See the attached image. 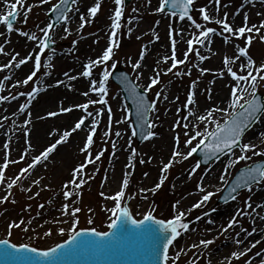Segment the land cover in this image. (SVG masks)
<instances>
[{
  "label": "rangeland",
  "instance_id": "rangeland-1",
  "mask_svg": "<svg viewBox=\"0 0 264 264\" xmlns=\"http://www.w3.org/2000/svg\"><path fill=\"white\" fill-rule=\"evenodd\" d=\"M59 1L47 0L46 3H41V0H27L21 3L11 1L10 9L0 12V16L7 15L11 11L18 13L16 25L13 26L11 32L7 30L6 25L0 23V28L4 33L0 36V47L3 48V51L0 52V97H7V99H0V127L5 124L3 132L10 141L9 144H5L7 147L4 146V153L0 158V163L2 159L8 163L6 169H1L4 171V180L0 182V240L8 239L17 246L27 244L40 250L49 249L69 238L72 234L73 219L78 220L75 225L76 231L90 228H95L101 232L107 231L109 229L108 224L111 219H114L109 209L115 206V201L112 200L111 207L108 208L106 196H112L113 192L120 191L122 186L115 187V190L112 191L111 189L110 192L107 191V187L110 180L112 182L117 176L116 179L119 180L117 162L119 159H123L120 165L123 166L124 161L129 162L131 171L121 205L124 207L129 204L135 219H141L149 212L155 218L162 220H172L179 213L184 214L182 221L188 224V229H178L180 235L177 236L168 255V261L171 264H262L264 262V181L251 190L240 194L229 205L216 204L220 193L239 167L264 159V156L254 154L255 152L264 153V136L255 133L261 119L243 141V143H250L255 146L252 151L247 152V155L251 157L248 160L234 163L237 157L241 155V149H239L215 163L214 166L197 167L199 164L194 153L187 159L184 158L183 154L195 146L200 137L193 140L188 149H179L182 154L175 157L170 155V150L165 156V151L159 149L169 141L171 144H177V136L179 137V145L185 144L189 136L195 135L197 131L204 132L205 129L213 131L216 126L212 122L213 120L222 124L227 118L226 112L219 114L220 111H214L215 115L205 120V127L191 120L193 105L187 103L188 96L190 94L195 95L194 92L196 91L200 92L198 102L201 103L205 96L214 95L211 93L212 83L208 85V88H204L205 83L209 81V77L212 75L207 72L199 73L196 69L193 70L195 61L199 59L196 54L198 46L201 45L195 38L199 37L201 31H205L209 27L214 28L216 32L209 34V37L219 35L223 46L218 51L217 59L230 58L234 56L235 52L239 54L237 47L246 45L245 37L249 33H245L244 37L233 36L231 33L223 32L222 24L216 21L226 19L227 23L232 25L234 13L239 7L247 4L249 0H194L191 19L185 18L184 20L179 19V16L157 11L161 0H132L127 8L124 7L123 3L120 5L122 15L116 36L112 37L111 24L106 27L111 32L110 38L101 41H99V35L102 29L99 27V20L109 12L115 13L117 5L114 0L95 1L94 5L99 3L100 7L94 20L84 27L72 31L71 23L77 3L75 0L65 24L49 31L52 37L51 43L55 45V48L44 52L41 68L37 75L28 84H24L21 78L15 81L11 80L8 86V81L4 83L2 80L4 77L8 79L6 73H13L15 63L13 61L6 67L2 61L3 53H9L8 55L5 53L7 62L9 59L12 61L15 58L24 57L29 49L20 42L29 36L23 33L35 35L38 38L37 40L29 39L30 42L37 43L39 37L42 40L44 38L42 29L51 23L48 13L52 6ZM14 3L17 5L15 9L12 8ZM201 9H204L206 13L209 9V14H211V9L212 14L214 13V21H205ZM248 9L247 24L252 22V18L257 13L263 18L264 0H254ZM259 21L260 19L257 21L253 19L254 26L260 28V31L257 33L253 30L250 34L253 39L250 47H248V53L257 67L264 64V40L261 39V36H264V28L260 27L262 23ZM196 24L201 27L197 28ZM66 28L68 29L67 32L65 31ZM181 29L189 30L194 36V51L188 52L187 46L181 52L177 50L175 45L176 58L185 62L172 68L171 62H161L160 57L166 50H168L169 57H172L173 40L175 41L181 33ZM225 37L228 38L227 42H225ZM113 40L115 44L113 45L112 59L107 62L108 70L112 73L115 68L120 67L127 71L134 82L152 97L155 108L152 109L150 123L154 125L151 132L155 135L141 145L137 143L135 134H133L135 130L129 117L128 106L120 94V89L112 82L110 75L106 83L107 95L104 96L107 103L97 102L88 107V112L98 114L100 117L95 120L94 132L92 131L93 142L85 152V156L67 166L62 160L60 164L66 166L64 174L59 173L57 175L60 169V164H58L49 173L40 175L37 180L39 183L31 187L30 184L24 182V175H20L21 170L24 169L31 157L36 156H29L27 131L33 130L34 125L37 128V124H41V127L45 126L47 120H40L41 123H34L30 120L28 126L18 132L14 139H11L8 130L12 129L16 118L1 120L7 106L10 105L12 111H20L22 106H25L26 109L32 101L28 93L32 92L43 74L51 73L53 76H63L66 72H73L82 68V63L88 62L89 64L102 56V49L105 45L109 47ZM153 40L157 41L156 52L149 50L146 52L147 45ZM142 52L144 54L143 59H141ZM186 52L188 53L187 58H185ZM242 60L246 61V58L241 56L239 62ZM141 62L146 64L150 72L146 78H143L139 67H134ZM113 63L116 65L115 68L111 67ZM230 66L240 75L247 74V70H238L235 62ZM104 67V65L94 66L91 70L92 74L103 79ZM221 72L223 75L230 76L224 63ZM157 74L158 83L149 87L151 80L157 78ZM240 83L247 87L244 82ZM87 85L85 87H88ZM257 92L264 95V80L258 79ZM202 96L203 98H201ZM100 97L101 94H98L94 101H99ZM247 98L246 95L245 99ZM41 104L38 101L32 111L39 109ZM66 104L65 102L62 105ZM218 105L213 102L211 107L216 109ZM109 108L111 113H109ZM84 113L86 112L81 110L80 113L75 114L67 127L73 125ZM82 117L88 118L90 116H87L86 113ZM185 124L188 125L187 128L184 127ZM57 134L59 132L51 137L52 140H47L40 149L43 150L47 144L55 141L58 137ZM84 135H82V139H85L87 143ZM68 137L72 140L74 133ZM82 139L80 145L85 148L86 143H83ZM12 140L14 141L11 142ZM121 152L124 154L121 155ZM114 155H117V159H113ZM22 156L23 159H21ZM97 156H99L98 159ZM149 157L150 160H148ZM89 159L93 162L88 163ZM169 161L172 162L171 166L166 172H162L164 165L168 164ZM223 163L225 164L224 168H222ZM81 164H85L86 167L77 176V181L83 179L85 182L79 188L72 186L66 189L65 185L71 179L73 167H78ZM222 175L224 176L223 181L220 179ZM18 176L19 179H17ZM162 176L163 183L159 188H156L155 186L161 182ZM212 176L211 182L206 183ZM157 177V183L151 187L147 182L151 178ZM13 180L16 182L9 189L8 184L12 183ZM178 182L180 184H177ZM202 185L204 186L201 187ZM145 187L150 189L146 194H143L141 190ZM202 188L203 191H201ZM66 190H71L73 193V205H71L70 210L73 208L80 209L75 217L69 216L62 222L49 220L38 230L30 231L27 228L29 220L48 210L49 204ZM208 192L213 193L209 200L202 203L200 207H193ZM5 197H7L6 200L3 199ZM191 205L192 209L190 210L187 206ZM233 220H235L233 227H228ZM20 221L24 223L20 227L11 228V235L9 236V225ZM61 228L64 229L63 234L60 232ZM49 230L51 234L45 235ZM210 231L213 232L214 236L211 237ZM202 240H211L213 243L205 246L200 243ZM244 244H247L246 248H244ZM234 252H244L245 254L237 258L232 255ZM216 253L218 255H215Z\"/></svg>",
  "mask_w": 264,
  "mask_h": 264
},
{
  "label": "snow or ice",
  "instance_id": "snow-or-ice-1",
  "mask_svg": "<svg viewBox=\"0 0 264 264\" xmlns=\"http://www.w3.org/2000/svg\"><path fill=\"white\" fill-rule=\"evenodd\" d=\"M47 0H41V3H46ZM67 0H61V3H66ZM115 4L117 5V8L115 9L114 17H113V23L111 25L112 28V37L116 36V30L120 28V18L122 15V8L120 5H122L123 0H114ZM171 3V7L176 9H180L179 19L184 20L185 17L188 19H191V16L189 15V9L193 5L194 0H161L159 8L157 11L163 12L165 10L166 5ZM73 3H75V0H73ZM17 5L14 3L12 4V8L15 9ZM100 7V4L97 3L94 7H91L88 11L92 16H95L96 12L98 11ZM59 9V5H56L53 7V11H56ZM30 10V9H29ZM201 12L203 13V19L205 21H209L210 17L207 15L204 9H201ZM18 13L16 11H11L7 15L0 16V23H3L6 25L7 30L11 32L13 30V18L16 17ZM172 15L175 16L176 12H172ZM59 18V17H58ZM26 19V18H25ZM64 19L67 20L68 17L64 15ZM81 20L84 21L85 17L81 16ZM247 20V17H245V21ZM217 23L222 24L223 26V32L231 33L233 35H236L238 37H244V34L247 32L249 33L248 36L245 37L246 45L245 46H238L237 50L239 52V56L235 57L234 59H239L241 56L246 58V63L241 64V70H247L246 75H240L236 71L232 69L230 66L232 63H234L233 58L225 57L224 64L227 68L228 73L233 78L234 81H236V85L231 89V97L230 102L228 104V109H212L209 110L206 116H201L198 119L201 121L207 120L209 117L212 116L214 111H221L226 112L227 118L224 120V122L221 124L219 121H212L215 123V129L213 131H208L207 129L204 130V132L197 131L195 135L189 136V138L185 141V144L191 145L193 140H196L197 137H200L197 144L189 149V151L184 155V158L187 159L188 157L192 156L193 153H195L198 149L203 147L206 151L210 152H217V151H223L224 149H228L231 151L234 147H240L241 149V155H239L234 161V163L242 161V160H248L251 159L247 155V152L252 151L255 146L250 143H241L242 136L245 133V131L252 125L253 122L259 119V114L261 112H264V104H262L259 99L257 98V81L264 80V64H260L258 67L255 64V61L252 59V57L248 53V47H250L253 37L250 35L253 30H255L257 33H259L260 28H256L255 26L249 27L247 23H245L244 26H241L237 29H233L231 25L227 23V20L224 21H216ZM83 27V24L81 25ZM197 28H200L201 26L199 24H196ZM261 28H264V23L261 24ZM53 28L52 24H48L45 29H42L44 33V38L42 40H38V46L40 50V54H37L35 56V64H34V70L31 72L30 75L27 76L26 79H24L22 82L24 84H28L29 81L33 79L37 75V72L41 68V54L44 53L45 49L47 48L48 44L47 41L50 39L49 31ZM65 31L67 32L68 29L66 28ZM216 29L214 28H207L205 31H201L199 33V37H196V41L200 44H203L204 41L209 37V34L215 33ZM26 36H29V39L37 40L38 38L35 35H29L28 33H23ZM200 37H203V39H200ZM227 37H225V42H227ZM261 39L264 40V36H261ZM193 39L188 40V52L194 51L193 49ZM115 44V41L113 40L112 43H110L109 47L103 52V55L100 56L97 60L91 61L89 64L85 65V70L82 73L85 77H90L92 75V68L94 66L104 65V69L102 71L103 79L99 81V87H97V82L95 80L91 81L92 84V91L99 92L101 94L99 101H89L88 103L82 104V105H76V107L82 108L86 113L87 116H91L92 113L88 112L89 103H103L106 104L107 101L104 99V96L107 95V87L106 83L109 79V76L111 75L110 71L107 67V62L112 59L113 56V45ZM118 46V45H116ZM3 51V48L0 47V52ZM187 52L185 53V58H187ZM199 55V53H196ZM143 52L141 53V59H143ZM32 57H28V59H31ZM168 58L166 57L165 60ZM172 68H175L177 64H182L185 61L184 60H178L176 58L175 54V41L173 40V49H172ZM203 59V57H201ZM26 63L25 59H21L19 63L17 64V67L19 65H22ZM115 64H112V68H115ZM134 67H139V63L134 65ZM171 71V69H169ZM204 71H207L206 69ZM255 73V74H254ZM220 75H223V72L220 73ZM240 82H244L247 87H244L241 85ZM158 83V74L157 78H153L151 80V84L155 85ZM39 91V89L34 88L32 92L28 93L30 99ZM87 95V93H85ZM247 95V99H245V96ZM157 96H159V93H157ZM194 94H190L188 96L187 103L189 105L194 104ZM166 98V97H165ZM0 99H7V97H0ZM153 108H155V104L152 105ZM25 109V106H22L20 108V111L23 112ZM71 108H62L61 111L63 112H69L71 111ZM109 113H111V109L109 108ZM147 109L144 111V115H146ZM51 116L57 115V113H49ZM82 125H85V117H81L74 125V128L72 131H75L77 129H80ZM149 128L154 127L153 124L149 122L148 124ZM185 128L188 127L187 124L184 125ZM94 132V127L92 129ZM135 134V133H133ZM70 135L68 131L64 132L63 137L61 138V141H58L57 143L63 142L65 138H67ZM119 135V133H117ZM155 135V133L148 131L146 134V138L151 137ZM185 135H188V133H185ZM264 135V134H262ZM177 144H179V137H176ZM211 141V143H206V141ZM93 137L92 134H89L87 137V143L85 145V148L82 149L83 151H87L88 147L92 144ZM7 147V145H5ZM56 148V144H53L49 146L41 155L36 156L33 158L32 162L24 169L21 170V176L24 173H27L29 169L34 168L37 164L41 163L42 160H47L49 154ZM255 155H262L264 156V153L255 152ZM181 155L179 152H174L173 157ZM99 156H97V159ZM23 159V156L21 157ZM93 161L91 159L88 160V163H92ZM171 161H169L168 164H165L162 172H166L168 168L171 166ZM8 167V164L5 163L3 165V168L6 169ZM86 167L85 164L79 165L76 169L73 170V177L74 179L69 181L65 188H68V184L73 185L76 188H79L85 181L83 179H80L77 181L76 177L83 171V169ZM199 167V165H197ZM227 172V170H225ZM20 177L18 176L17 179ZM222 181L224 180V176L222 175L220 178ZM4 180V171L0 170V182ZM241 180L243 181L244 186L248 187L249 190H251V184L252 183H258L260 180H264V166H257L255 168H250L247 170L246 177L242 175ZM15 180L12 181V183L8 184V188L11 189L13 185L15 184ZM35 183H39V181H35ZM163 183V176L161 177V182L157 184L155 187L159 188L161 184ZM128 186V179L127 175H125L123 181H122V187L120 191L116 192L113 196H106V199H111L115 201V206L109 211L112 213L114 219H111V222L108 224V228L110 231L101 232L96 230L95 228L90 229H83L80 231L75 230V225L78 223V220L73 219L72 224V234L69 236L67 240H65L61 244H57L55 247L50 248L48 250H40L35 247H30L27 244H21L17 246L14 243H10L8 239L0 240V258H3L5 260H25L28 261L29 264H32V262H36V264H39V262L42 261H54L57 259L58 255H71L77 253L81 249L85 248H91V249H99V250H105V251H112L116 249L121 241V239L125 236H131L135 237L141 240H146L148 243L147 247V253L150 255H155L157 257H161V248H162V260L163 264H168V250L169 246L173 244V241L176 239L177 236L180 235V232L178 231L179 228H182L184 230L188 229V224L184 223L182 221L183 213H179L174 219L168 220L167 222L162 219H156L151 212L147 213L143 219L136 220L132 217L129 209L127 207H122L121 201L124 198L125 192L124 189H126ZM141 191H146L145 189H142ZM203 191V188L201 189ZM236 191V188H233V192ZM73 195L71 190L64 191V197L65 199L70 198ZM101 195H104V193H101ZM213 195V193L208 192L202 197V200L198 202L197 204L193 205V207H200L202 203L209 200V198ZM7 199V197L3 198ZM235 199V197H233ZM251 207V205H249ZM69 205H64V212L63 215L75 217L76 213L80 211L79 208H73L71 212H69ZM23 221L20 222H13L9 225V236L11 235V228L13 227H20L21 224H23ZM91 223V221H89ZM235 223V220L230 222L228 227H232V225ZM27 230V229H25ZM61 234L64 233V229H60ZM51 231L45 233V235H50ZM202 245H209L213 243L211 240H202L200 241ZM237 243H240V241H237ZM255 245L253 244V247ZM195 247V245H194ZM244 252L240 253H233L232 255L239 258V256L244 255ZM264 264V262H262Z\"/></svg>",
  "mask_w": 264,
  "mask_h": 264
},
{
  "label": "bare ground",
  "instance_id": "bare-ground-1",
  "mask_svg": "<svg viewBox=\"0 0 264 264\" xmlns=\"http://www.w3.org/2000/svg\"><path fill=\"white\" fill-rule=\"evenodd\" d=\"M11 1H19V0H0V12H5L10 9V3ZM27 1V0H21V2ZM97 0H77V3L75 5L74 9V16L72 18L71 23V30L75 31L81 28L82 24L83 27L94 20L95 16H92L89 13V9L91 7H94V2ZM254 2V0H249L247 4L243 5L242 7L238 8L237 12L234 13L233 19H232V27L233 29H237L241 26H244L245 23H248V21H245V17H247L248 14V7ZM153 6V5H151ZM207 10V15L210 17L211 21H214L212 11L210 9ZM263 18L262 16H259L257 13L256 16L252 18V22L247 24L249 27H252L255 25L253 22V19L256 21L260 19V23H264V12H263ZM81 16L85 17V20H81ZM113 13L106 14L102 16L99 20V27L102 29L100 35H99V41L108 38V36L111 35V32L106 29L107 26L111 25L113 23ZM256 27V26H255ZM4 35L3 30L0 28V36ZM234 36V35H233ZM193 39L194 36L190 33L189 30L181 29V33L177 36L175 39V45L178 51L183 52L185 48L188 46V40ZM195 41V40H194ZM23 46H26L29 51L26 52V55L22 58H15L14 60H8L6 61V55L9 54L8 52L3 53L2 61L4 62V65L7 67L9 66V63H12L14 61L15 68L13 70V73H6V76L3 78L2 82L8 81V86L11 83V80H19V79H26L27 76L30 74V72L34 69L35 64V56L39 54V47L38 43H33L29 41V38H25V40L20 42ZM194 43V42H193ZM35 44V46H34ZM156 40H153L150 42L147 46L146 52L149 51H155L157 50L158 45ZM37 47V48H36ZM221 39L219 35H212L208 39L205 40V42L198 46V53L197 55L199 59H197L194 63L193 68L196 69L199 73H209L212 75L209 77V81L205 83L204 88H208L209 84L212 83L211 87V93L214 95H207L204 97V100L199 103V95L200 92L196 91L194 92L195 95L193 96L195 103L193 105V116L191 120H193L196 124H201L203 127L206 126V122L199 120L198 118L201 116H206L209 110H212L211 104L213 102H216V104H219L217 108L219 109H228V104L230 102L231 97V89L236 85V81L233 80V78L229 75H220L221 70L223 68V60L217 59L218 51L222 48ZM108 48V45H105V47L102 49L101 53ZM168 50L164 52L163 56L160 57L161 62H171L168 55ZM32 57L31 59H28V57ZM239 56V54L235 52L234 56H231L233 59L235 57ZM168 58L165 60V58ZM203 57V59H201ZM230 57V58H231ZM21 59H25L26 63L19 65L17 67V64ZM170 59V60H169ZM234 62L237 65V69L241 70V64L246 63V61L239 62V59H234ZM88 62L82 63V68L76 69L73 72H66L65 75L61 76H53L51 73H45L41 76V79L35 84V88L39 89V91L32 97L31 103L27 106V108L21 112V111H12L10 105L7 106L6 111L3 114V117L1 120L6 121L7 119H12L15 117V121L13 123L12 129L8 130L9 135L11 136V139H14L18 132H21L23 128L28 126V123L30 120H32L34 123H41L40 120H47L46 125L41 127V124H37V128L33 126V130L27 131V136H29V156L36 155L39 156L41 153H43L49 146L56 144V148L49 154L47 160H42L41 163L37 164L34 168H31L28 170L27 173H24V182L31 185V187L35 186L37 181L40 177V175H44L45 173H49L52 169H54L58 164L61 163V161H65V165L71 164L73 161H78L81 157L85 156V152L82 149L84 147L80 145L82 135L88 137V135L92 132V129L94 127L95 120L100 117L98 114H92L90 117H85V125H82L80 129H77L75 131H72L74 128L75 123L79 120H77L73 125H69L70 127H67L71 119L74 117L75 114H78L83 110L82 108L76 107V105H82L85 103H88L89 101H94L98 97L99 92L92 91V84L91 81L95 80L97 82V87H99V81L101 80L100 76L98 75H91L90 77H85L82 73L85 70V65H87ZM207 71H204V70ZM139 70L141 74L143 75V78H146L148 75H150L149 70L147 69V66L145 63L139 64ZM1 71V70H0ZM61 76V77H60ZM145 80V79H144ZM88 84V85H87ZM88 87H85V86ZM85 87V88H84ZM87 93V95H85ZM203 98V96L201 97ZM42 103L41 107L38 109H32L34 108V105L37 102ZM67 103L66 105H62L63 103ZM84 102V103H83ZM94 103H89V106L93 105ZM215 107V106H214ZM62 108H71L72 110L69 112H63L61 111ZM57 113L55 116L49 115V113ZM224 112H219V114H222ZM81 114L82 116L85 115ZM80 115V116H81ZM212 115H215L213 112ZM79 116V118H81ZM44 123V122H43ZM5 124L0 127V158L3 156L4 153V146L5 144H9L10 141H8L7 137L5 136L4 131ZM68 131L70 134L74 133V137L72 140L67 137L64 139L63 142L57 143L58 141H61V138L63 137L64 132ZM59 132L57 134V138L55 141H51L50 144H47L43 150L40 148L45 144V142L51 137ZM255 133H257L260 136H264V117H262L261 123L256 128ZM84 137V138H85ZM31 140V141H30ZM52 140V139H51ZM83 143H86L85 139H82ZM12 140L11 142H13ZM187 144H171L170 141L163 144L159 149H163L165 151V156L167 155L168 151L170 150V155H173L174 152H179L182 154V152L179 151V149H188ZM178 149V150H177ZM124 152H121V155H123ZM120 155V156H121ZM35 156V157H36ZM13 157V156H12ZM34 157H31L29 162L24 166L26 168L33 160ZM113 159H117V155L113 156ZM123 160V159H122ZM121 159L117 162L118 170L117 175H119V180H117L116 177L112 182L110 180L109 186L107 187V191L110 192L115 190V187L119 188L122 186V181L127 175V179L130 175L131 171V165L129 162L124 161V165L121 166ZM150 160V157L149 159ZM147 160V161H148ZM6 162L2 159V162L0 163V170L3 168V165ZM225 163V162H224ZM222 164V168H224L225 164ZM8 164V163H7ZM66 166L60 164V169L57 172V175L64 174ZM77 167H73V170ZM55 176V174H53ZM53 175L50 177H53ZM213 176L209 178V180L206 183H210ZM73 172L71 173V180H73ZM77 179V177H76ZM216 179V177H214ZM158 181L157 178H151L150 181L147 183L152 187L154 186ZM181 181V180H179ZM185 181V180H184ZM177 184H180L178 182ZM205 184V182H204ZM73 185L68 184V187H72ZM202 185L201 187H203ZM146 191H142L143 194H146L148 188H144ZM117 191L113 192V195H115ZM64 193V191H63ZM62 193L61 196H59L57 199H54L49 204V209L39 213L37 216L33 217L31 220H29L28 229L30 231H36L42 226H44L49 220H56V221H64L69 216L63 215L64 212V205H69V212H71L70 207L73 205L72 202V196L68 199H65L64 194ZM112 195V196H113ZM111 199L106 200V205L108 208L111 207ZM132 212V207L128 205ZM191 206H187L188 209H192ZM52 210V212H51ZM27 225V224H26ZM211 237L214 236L213 232H209ZM247 247V244H244V248ZM215 255H218L217 253ZM218 258V257H217Z\"/></svg>",
  "mask_w": 264,
  "mask_h": 264
},
{
  "label": "water",
  "instance_id": "water-1",
  "mask_svg": "<svg viewBox=\"0 0 264 264\" xmlns=\"http://www.w3.org/2000/svg\"><path fill=\"white\" fill-rule=\"evenodd\" d=\"M125 96L129 101V103L133 105V109H132L133 118L137 126L139 127L138 130L140 134L141 133L140 127L143 125V123L145 124L150 109L147 103V97L141 91L133 92L132 94L127 91ZM145 109H147L146 115H144ZM261 113L259 114V116L261 115ZM226 151L229 150L224 149L223 151H217L216 154L218 155ZM240 174L246 175L247 172L243 171ZM235 192L231 194H234ZM127 208L129 209V211H131L129 207ZM157 219H161V218H157ZM164 221H168V220H164ZM78 230H83V229H78ZM147 247H148V243L146 240H141L131 236H125L121 239L118 247L112 251L85 248L79 250L75 254H71L67 256L58 255L57 259L54 261H42L39 262V264H163V260L161 258L162 248H161V257H157L155 255L148 254ZM0 264H29V262L22 259L5 260L3 258H0ZM32 264H36V262H32Z\"/></svg>",
  "mask_w": 264,
  "mask_h": 264
}]
</instances>
